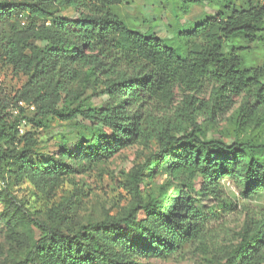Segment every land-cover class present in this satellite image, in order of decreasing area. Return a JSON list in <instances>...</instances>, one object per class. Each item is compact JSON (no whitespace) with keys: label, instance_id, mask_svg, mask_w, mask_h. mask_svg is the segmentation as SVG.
I'll list each match as a JSON object with an SVG mask.
<instances>
[{"label":"trees","instance_id":"16d2710c","mask_svg":"<svg viewBox=\"0 0 264 264\" xmlns=\"http://www.w3.org/2000/svg\"><path fill=\"white\" fill-rule=\"evenodd\" d=\"M174 1L183 15L206 2ZM235 1L219 0L226 11L185 32L180 52L151 29L128 26L115 13L125 0H0V59L27 76L12 101L0 99V179L8 164L45 192L75 173L81 158L98 162L136 143L157 146L130 174L131 205L118 218L63 231L6 191L4 218L25 220L35 232L24 261L12 264L174 258L213 239L214 217L204 204L226 206V181L245 199L264 195V143L244 137L254 125L264 127V69L244 68L239 54L242 41H264V0ZM67 10L74 15L64 16ZM95 87L101 88L99 108L88 106L84 95ZM231 111L237 139H207L200 119L215 125ZM50 117L80 122L93 141H63L56 155L41 158L28 137ZM17 137L25 146L9 154L5 145ZM160 173L166 183L149 194V182ZM239 239L224 264H264V212L249 216Z\"/></svg>","mask_w":264,"mask_h":264},{"label":"rangeland","instance_id":"374dc122","mask_svg":"<svg viewBox=\"0 0 264 264\" xmlns=\"http://www.w3.org/2000/svg\"><path fill=\"white\" fill-rule=\"evenodd\" d=\"M219 0H206L202 5L191 9L183 15L174 0H125V4L115 13L128 25H136L143 32L151 29L157 36L173 45L180 52L185 50L182 36L196 25L226 10ZM250 0L235 1L237 6ZM258 3V2H257ZM259 4V3H258ZM64 16L72 17L70 10ZM233 40L225 43V53L233 45ZM239 52L244 68L264 69V41L249 44L241 42ZM27 82V76L17 73L4 59H0V99L12 101ZM82 91V89H79ZM101 88L86 90L84 95L87 105L99 108L102 104ZM178 102L181 101L177 93ZM234 111L219 118L215 125L201 118L207 139L221 138L226 142L237 139L233 126ZM46 127L34 125L28 137L41 158L54 156L63 141L75 144L79 141H93L91 132L80 122L62 123L52 117L46 119ZM25 130V128H24ZM252 142L264 143V127L254 125L244 134ZM30 144V145H31ZM25 146L20 137L15 142L5 145V150L16 153ZM157 152L155 144L136 143L122 149L111 159L94 162L81 158L75 173L65 176L60 184L52 190L41 192L27 180L16 174V169L4 165V177L0 179V262L12 264L23 262L27 245L34 242V229L25 220L4 218L7 205L4 193L7 191L14 200L35 218L50 225L58 226L63 231L76 230L79 226L93 221H101L106 217L123 216L131 205L129 176L142 159L154 156ZM71 166V162L68 163ZM167 175L160 173L154 177L147 187L149 194H154L166 183ZM226 206L218 207L214 203L208 206L207 214L214 217L215 233L204 244L196 243L185 248L184 252L170 259H151L146 264H224L225 252L240 242L239 233L248 221L249 216L264 212V195L249 200L242 197L239 188L230 181L225 182ZM75 206V207H74ZM74 212V213H73Z\"/></svg>","mask_w":264,"mask_h":264},{"label":"built area","instance_id":"2783aa9c","mask_svg":"<svg viewBox=\"0 0 264 264\" xmlns=\"http://www.w3.org/2000/svg\"><path fill=\"white\" fill-rule=\"evenodd\" d=\"M19 105H20L21 107H27L24 103H19ZM27 109H29L30 111H34V108H33V107H27ZM13 114L16 116V115L19 114V111H18V110H14V111H13ZM23 124L25 125V122H23ZM20 133H21V134L24 133V128H23V127L20 129Z\"/></svg>","mask_w":264,"mask_h":264}]
</instances>
